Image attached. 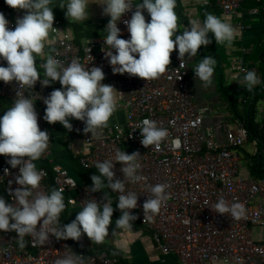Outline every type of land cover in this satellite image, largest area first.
Returning <instances> with one entry per match:
<instances>
[{
    "label": "built area",
    "instance_id": "2783aa9c",
    "mask_svg": "<svg viewBox=\"0 0 264 264\" xmlns=\"http://www.w3.org/2000/svg\"><path fill=\"white\" fill-rule=\"evenodd\" d=\"M132 9L126 12L118 22L121 38L128 39L130 34L125 20L131 18L135 6L142 0H128ZM243 0H215V4L224 13H235ZM0 12L9 21V28L14 29L18 17L23 11L10 8L0 0ZM253 10L252 14H257ZM146 22L150 18L143 13ZM61 22L54 20L51 32L54 38L52 54L67 66L73 58L87 68L101 67L105 73L104 84L112 85L117 91L124 93L122 98L117 92V108L124 111L123 122L109 123L103 129V137L97 139L91 134H85L82 121L70 118L72 130L83 146V152H76L72 143L65 145V151L83 170H98L95 165L104 160H113L117 150L128 154L139 152L138 162L141 168L138 174L146 179L131 183L121 172L122 165H114L115 179L124 180L126 191L135 192L138 196V206L131 214L137 219L133 223L148 233L154 245L164 256H175L179 264H264V178L254 179L241 175L243 169L239 149L248 137L244 123L234 127L225 126L222 142L216 140L212 129H204L206 109L195 102L193 90L189 81V67L180 66L178 52L171 54V64L168 70L158 79L145 81L128 74H113L112 67L105 58L104 51H109L104 44V37H97L84 45L73 44L67 35L60 33ZM104 50V51H103ZM45 59L37 57V69L43 79L41 65ZM232 66H239L241 73L248 70L240 59H232ZM0 66H7L0 60ZM16 82L5 84L0 81V117L5 110L13 106L16 98ZM61 88L60 83L53 82L44 87L39 81L33 89H22L25 96H30L38 113V124L41 130L49 133V146L45 153L34 163L37 169L44 170L46 176L42 179L38 191L49 193L50 182L56 189L63 190V197L70 207H83L86 199L101 202L105 191L109 193L114 209L113 215H121L118 209L119 193L105 188L101 192L92 193V180L79 184L69 170L52 161L53 140L50 135L51 124L43 117L46 105L43 98L49 96L54 89ZM242 103H246L242 100ZM261 123L264 126V102ZM6 109V111L8 110ZM144 119H151L158 127L166 129L167 137L159 147L155 145L145 148L141 144L140 126ZM9 157L0 155V196L6 202L14 203L10 191L20 187L15 183L19 174L18 168L13 169L7 163ZM50 167V171L46 167ZM7 169V173L5 172ZM51 180V181H50ZM11 182V183H10ZM165 184L168 199L162 202L159 213L144 217L143 203L151 195L149 186ZM220 198L228 204L242 203L245 216L237 220L230 214L221 215L214 205ZM75 203H72V202ZM255 228H262L263 235L259 240ZM27 251H17L13 242V231H0V264H54L57 259L66 254L81 256L84 264H120L118 257L110 255L107 250H99L87 254L74 246L71 239L57 240L49 237V242L41 245L26 236ZM67 246V247H66Z\"/></svg>",
    "mask_w": 264,
    "mask_h": 264
},
{
    "label": "clouds",
    "instance_id": "9594fccd",
    "mask_svg": "<svg viewBox=\"0 0 264 264\" xmlns=\"http://www.w3.org/2000/svg\"><path fill=\"white\" fill-rule=\"evenodd\" d=\"M7 6L24 15L18 17L14 29L9 28V21L0 12V60L7 66H0V81L5 84L16 82V98L3 116L0 117V155L9 157L7 163L19 174L15 183L20 187L10 191L14 203L6 202L0 196V231L16 232V243L20 248L27 244L26 236L32 237L38 244L49 242V237L57 240L79 241L82 234L97 244L109 235L114 209L109 193L105 191L101 202L95 199L84 200L82 209L75 220L62 225L60 215L65 210L63 190L52 188L49 193L38 191L46 172L38 170L34 161L45 153L49 146V133L41 130L34 101L25 96L22 89H33L37 81L48 87L59 82L61 88L54 89L43 98L46 105L43 119L49 124L59 122L68 131L72 130L70 118L82 121L83 132L101 139L103 129L109 127V121L117 111V91L112 85L104 84L105 73L101 67L86 68L78 58L64 64L55 58L52 52L45 54V42L53 27L54 12L52 0H4ZM103 14L110 19L105 27L107 33L104 44L109 51L105 58L112 67L113 74H128L145 81L158 79L171 64V54L178 50L180 66H185V56L195 57L201 46L212 43L211 34L216 44L231 46L236 39L237 29L212 13L205 16L203 23L198 20L189 22V27L179 32V17L175 11L176 0H142L135 6L129 20L124 24L130 38H121L117 26L122 16L132 9L128 0H104ZM60 8H66L65 16L71 22H84L89 19L88 0H62ZM150 16L146 22L144 11ZM54 51V50H52ZM37 57H45L43 79L37 69ZM216 60L205 56L193 69L200 86L208 88L213 84ZM243 83L251 91L261 81L255 70H243ZM122 98L124 93L119 92ZM141 144L147 148L159 147L168 132L157 126L151 119H144L140 126ZM139 152L128 154L117 150L115 163L119 162L125 179L135 184L146 178L138 174L141 168L138 162ZM113 160L97 162L95 167L99 175H92V193L105 188L118 192L117 207L121 215L115 221L116 228L131 229L137 217L131 214L138 206L135 192L126 191L124 180L115 179ZM7 169L5 172L7 173ZM11 183V182H10ZM167 185L149 186L150 196L143 203L144 217L159 213L162 202L169 197ZM72 203H75L74 201ZM217 213L230 214L234 219L245 216L242 203L228 204L220 198L214 205ZM67 247V246H66ZM54 264H84L81 256L66 254Z\"/></svg>",
    "mask_w": 264,
    "mask_h": 264
},
{
    "label": "crops",
    "instance_id": "0c3cea01",
    "mask_svg": "<svg viewBox=\"0 0 264 264\" xmlns=\"http://www.w3.org/2000/svg\"><path fill=\"white\" fill-rule=\"evenodd\" d=\"M62 0H52L54 12V20L61 22L60 33L67 35L70 41L75 45H84L89 43L91 40L97 37L106 36L105 27L110 19L109 16L103 14V3L104 0H88L89 3V19L84 22H71L66 16V8H60ZM6 4V3H5ZM253 10H257V14H252ZM175 11L179 17V32H183L186 27H189V22L192 20H198L203 23L206 14L212 13L217 17L221 18L225 22L231 23L237 29L236 39L232 42L231 46L227 44H216L214 37L209 34V38L212 43L205 48L210 51L211 55L218 63L224 65L225 62H221L223 57H226L230 62L232 59H240L243 66L247 67L248 70H255L261 83L256 85L251 91H249L246 85L243 83L244 73H241L239 66H232L226 69V75L224 81L230 83L232 87L240 91H247L248 97L251 96L253 100L254 95H264V0H243L241 7L235 13H224L215 4V0H176ZM145 14L150 18L146 10ZM54 38L49 35L47 41L45 42V54L52 52L54 48ZM198 51H203L200 48ZM175 52H178L175 51ZM219 53V54H218ZM199 53H197L198 55ZM205 56L201 53V57ZM193 58V57H192ZM188 59L187 54L185 59L189 67V81L193 90L195 97V102L199 107L206 109V117L204 120L203 128L212 129L214 136L217 141L222 142L224 139V129L227 124H231V113L230 106L226 101L221 100V94L218 89V77L214 73L213 84L208 88H203L200 86V82L195 77L194 74L190 72V65L194 60ZM256 58V60H255ZM45 59V57H41ZM260 60L263 63V67L256 64V61ZM232 63V62H231ZM230 63V64H231ZM264 102V96H263ZM241 100L247 101L246 98ZM257 101V100H256ZM243 105L246 103H242ZM245 120L246 114L243 113ZM125 118L124 111L117 108V111L111 117L109 123L123 122ZM244 119L237 118L238 122L234 126L244 123ZM254 122H256L254 120ZM257 121L256 123H258ZM261 122V121H260ZM50 135L53 140V154L52 161L58 163L69 170L72 176L76 178L79 184L88 183L91 181L89 178H85L78 174L77 168L74 164L75 160H72L65 151V145L67 143H72L76 152H83V146L74 134H69L63 130L62 125L57 122L51 124ZM254 147V152L249 154L245 150H240L239 155L241 161H245V165H242L243 169L241 175L244 177H251L254 179H259L255 177L250 168L252 158L258 153L260 147V140L256 137L253 140H248ZM245 143V144H246ZM264 151V148H261ZM243 151V152H241ZM241 154L243 156H241ZM251 155V156H250ZM242 164V163H241ZM81 210L78 207H70L66 205L65 210L62 212L65 214V224L71 223L75 220L77 213ZM115 217V216H114ZM135 224V223H134ZM134 230L130 229H119L113 228L115 237L113 239L112 248H107L103 244L100 247H96L95 250H87L84 247L86 244L83 235L79 241H74V246L87 253L94 254L99 250H107L110 255L116 256L120 260V264H179L178 259L175 256H164L162 254L158 255L155 251L156 246L152 242L148 233L143 231L138 224ZM140 231V232H139ZM254 233L256 237L260 240L263 235L262 228H255ZM17 233L13 231V242L17 248V251H27V245L24 248H20L16 239ZM84 240V241H83ZM117 251L115 253L111 250ZM253 264H261L255 262Z\"/></svg>",
    "mask_w": 264,
    "mask_h": 264
},
{
    "label": "rangeland",
    "instance_id": "374dc122",
    "mask_svg": "<svg viewBox=\"0 0 264 264\" xmlns=\"http://www.w3.org/2000/svg\"><path fill=\"white\" fill-rule=\"evenodd\" d=\"M202 50L203 51H198V55H196L195 57L192 58L193 63H191L190 65V72L192 74H194V71L193 69L195 68V66L201 61L202 57H201V53L204 54V55H211L210 51H208L205 46H201ZM219 54V53H218ZM224 60H222L221 62H225L224 65H221L222 68H223V73H224V77L226 75V69L229 70V73L230 72V67L232 65V63L230 62V60H228L226 57H223ZM256 60V58H255ZM217 63L219 61H216ZM231 63V64H230ZM256 64L260 67H263V63L258 60L256 61ZM220 78V77H219ZM225 79V78H224ZM217 83H218V89H219V93L221 94V100L223 101H226L229 105V100H230V97L231 99H233L235 101V104H236V110H238L239 112L243 110L244 107H247L249 105V103L251 102L250 100V96L248 97V92L247 91H240V90H237L235 89L234 87H232V85L230 83H226L225 81L222 80V84L221 82H219V80H217ZM263 96L264 95H259V98L257 99L256 103L253 104V116H254V120L257 122V121H261V117H262V112H263ZM243 98H246L247 99V103L246 105H243L242 104V100ZM231 111V110H230ZM232 113H229L231 115V124L234 126L235 124H237L238 121L234 113V111H231ZM236 127V126H234ZM69 132V131H68ZM77 138V137H76ZM243 150H245L246 152H248L249 154H252L254 152V147L252 145V143L250 142H247L244 146H243ZM243 152V151H241ZM241 156H243L241 154ZM242 165H245V161L242 160L241 161ZM118 218L117 217H114V215L112 216V223L109 225V235L105 238V240L102 242V243H95V242H92L88 237L87 235H83V238L86 242V244H84V247L87 249V250H95L96 247H100L101 244H103L104 246H106L107 248H112V245H113V239L115 237V234H114V231H113V228H116V224H115V221L117 220ZM137 226L133 224L132 228L130 230H134ZM140 232V231H139ZM83 240V241H84ZM156 253L158 255H160V251L159 249L156 247L155 249Z\"/></svg>",
    "mask_w": 264,
    "mask_h": 264
},
{
    "label": "trees",
    "instance_id": "16d2710c",
    "mask_svg": "<svg viewBox=\"0 0 264 264\" xmlns=\"http://www.w3.org/2000/svg\"><path fill=\"white\" fill-rule=\"evenodd\" d=\"M214 73L217 75L219 82H221V84H222V80L224 81V73H223V68H222L221 64L216 63L215 72ZM257 96L258 95H254L253 100L250 99L251 102L249 103V105L247 107H244L243 110L240 111V112L238 110H236L235 101L233 99H231V97H230V100H229V106H230V110L234 111L236 117H238L239 119H244L245 116H243V113L246 114V119L248 117V120L244 119V121H245L244 129L248 133V137H247L248 140H253V138L256 137L261 142L260 143L261 145L259 147L258 153L255 155L254 158H252L253 160L249 164H250L251 172H252V174L255 177L264 178V151H262V149H261L262 147L264 148V126H263V124L261 122H258V123L254 122V116H253V113H254L253 104L256 103ZM246 104H248L247 101H246ZM246 104H244V105H246ZM1 108H2V110L6 111V109H8V106L6 104H2ZM242 149H243V147L240 148L239 151L242 150ZM74 164H75V166L77 168L78 174L83 176V177H85V178L91 179L92 175H94V174L95 175H99L98 170H83L82 168L79 167L77 162H74ZM46 169H48L50 171V167L49 166H47ZM52 188H54V187L52 185V182H50L49 192H50V190ZM65 204H66V202H65ZM114 216L119 218L120 215H114ZM60 222H61L62 225L65 224V214L64 213H61V215H60ZM111 250L116 255L117 251H115L113 249H111ZM118 254L119 253H117V255Z\"/></svg>",
    "mask_w": 264,
    "mask_h": 264
}]
</instances>
